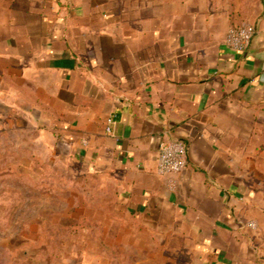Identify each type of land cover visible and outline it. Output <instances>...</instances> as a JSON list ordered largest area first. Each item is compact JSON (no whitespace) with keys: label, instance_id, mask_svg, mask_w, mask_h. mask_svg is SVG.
I'll return each instance as SVG.
<instances>
[{"label":"crops","instance_id":"crops-1","mask_svg":"<svg viewBox=\"0 0 264 264\" xmlns=\"http://www.w3.org/2000/svg\"><path fill=\"white\" fill-rule=\"evenodd\" d=\"M242 20L239 53L225 37ZM6 126L106 173L129 215L174 213L194 264H264V0H0ZM174 140L187 166L159 176Z\"/></svg>","mask_w":264,"mask_h":264},{"label":"rangeland","instance_id":"rangeland-1","mask_svg":"<svg viewBox=\"0 0 264 264\" xmlns=\"http://www.w3.org/2000/svg\"><path fill=\"white\" fill-rule=\"evenodd\" d=\"M171 214L129 215L106 173L30 152L29 128H0V264H194Z\"/></svg>","mask_w":264,"mask_h":264},{"label":"built area","instance_id":"built-area-1","mask_svg":"<svg viewBox=\"0 0 264 264\" xmlns=\"http://www.w3.org/2000/svg\"><path fill=\"white\" fill-rule=\"evenodd\" d=\"M255 34L253 25L247 22L232 26L227 31L225 45L234 52H244L250 45ZM113 118L108 117L105 121V132L112 134ZM187 166V149L181 140L161 142L158 147L157 169L159 176L181 174ZM170 189L174 184L170 183ZM249 224V227H252Z\"/></svg>","mask_w":264,"mask_h":264}]
</instances>
